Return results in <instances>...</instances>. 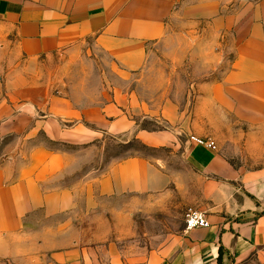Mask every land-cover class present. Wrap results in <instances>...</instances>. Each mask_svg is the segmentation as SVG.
I'll return each instance as SVG.
<instances>
[{"label": "crops", "instance_id": "0c3cea01", "mask_svg": "<svg viewBox=\"0 0 264 264\" xmlns=\"http://www.w3.org/2000/svg\"><path fill=\"white\" fill-rule=\"evenodd\" d=\"M181 3L0 0V52L15 64L56 59L62 68L54 78L31 76L30 83L47 85L37 98L30 86V103L0 107V137L43 132L55 143L97 146L111 136L160 153L83 173L72 170L74 154L39 146L21 164L0 168V257L16 264H264V0L241 13L214 8L213 27L235 43L228 70L182 100L165 92L155 108L134 82L145 79L149 48L169 42ZM210 57L211 68L223 62L219 53ZM99 66L100 74L89 73ZM147 119L166 127L149 131L141 127ZM192 135L214 139L218 150L192 144ZM228 142L241 158L227 152ZM190 209L206 213L211 226L186 230Z\"/></svg>", "mask_w": 264, "mask_h": 264}, {"label": "rangeland", "instance_id": "374dc122", "mask_svg": "<svg viewBox=\"0 0 264 264\" xmlns=\"http://www.w3.org/2000/svg\"><path fill=\"white\" fill-rule=\"evenodd\" d=\"M182 1L181 6H185L183 14L175 24L174 19L170 24L169 42L149 48L148 66L143 74L145 79L138 82L136 77L134 82L135 87L137 83L139 84L140 94L155 108H159L167 96L165 92L171 99L175 97L182 100L185 92H196L198 85L222 79L233 59L235 43L232 33L223 32L220 35L221 30H218L220 26L213 27L212 16L216 12L214 8L219 6L220 12L216 13L220 14L241 13L259 0H190V3ZM1 47L2 44L0 49ZM223 51L224 54L221 55ZM5 53V51L0 52V107L8 105L11 108L14 106L21 108L27 104L28 99L30 103L28 98L31 97L30 86L32 84L35 86L36 97L38 90L40 91L43 85H47L43 79L30 83L31 76L51 75L54 78L62 72L60 62L56 59L51 64L45 62V64L29 65L24 61L15 64V61H11L10 56ZM211 53L213 55L219 53L223 56L222 64L216 69L210 67ZM99 68L100 66L95 67V70L89 73L100 74ZM76 73L82 72L76 71ZM12 76H21V79L8 83ZM22 78H28L29 82L23 81ZM96 85L97 83L94 82L91 89L96 90ZM51 86L52 92L57 93L59 83L52 82ZM141 127L149 131H159L166 125L147 119L141 123ZM192 136L215 142L212 138ZM127 140V138L105 136L97 146H72L52 142L43 132H39L34 138H27L26 135L0 137V168L9 164H21L28 159L31 151L39 146L54 152L74 154L76 159L72 164V170L83 173L91 170L101 173L110 163L130 156H142L150 160L160 156V153L144 147L136 140L129 142ZM225 145L224 148L231 156L241 158L236 152L237 149L229 146V142ZM262 156L264 158V153ZM0 264H16V262L10 258L0 257Z\"/></svg>", "mask_w": 264, "mask_h": 264}, {"label": "built area", "instance_id": "2783aa9c", "mask_svg": "<svg viewBox=\"0 0 264 264\" xmlns=\"http://www.w3.org/2000/svg\"><path fill=\"white\" fill-rule=\"evenodd\" d=\"M189 141L197 146L204 147L210 151H217V144L213 140H203L194 136L189 137ZM211 226L210 221L206 213L201 210L190 209L185 216L186 230L191 231L199 228H209Z\"/></svg>", "mask_w": 264, "mask_h": 264}, {"label": "trees", "instance_id": "16d2710c", "mask_svg": "<svg viewBox=\"0 0 264 264\" xmlns=\"http://www.w3.org/2000/svg\"><path fill=\"white\" fill-rule=\"evenodd\" d=\"M221 260V259H220Z\"/></svg>", "mask_w": 264, "mask_h": 264}]
</instances>
